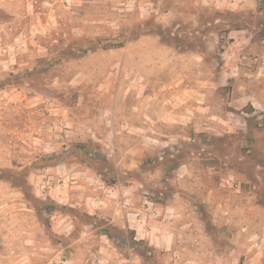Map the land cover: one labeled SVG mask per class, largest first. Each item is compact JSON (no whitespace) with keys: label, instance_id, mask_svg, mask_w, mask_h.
<instances>
[{"label":"rangeland","instance_id":"obj_1","mask_svg":"<svg viewBox=\"0 0 264 264\" xmlns=\"http://www.w3.org/2000/svg\"><path fill=\"white\" fill-rule=\"evenodd\" d=\"M263 1L0 0V264H264Z\"/></svg>","mask_w":264,"mask_h":264},{"label":"trees","instance_id":"obj_2","mask_svg":"<svg viewBox=\"0 0 264 264\" xmlns=\"http://www.w3.org/2000/svg\"><path fill=\"white\" fill-rule=\"evenodd\" d=\"M263 7H264V1H263ZM102 40V42H103V46L104 47H115V46H117V43H113V42H111V41H108V40H106V39H101Z\"/></svg>","mask_w":264,"mask_h":264},{"label":"crops","instance_id":"obj_3","mask_svg":"<svg viewBox=\"0 0 264 264\" xmlns=\"http://www.w3.org/2000/svg\"><path fill=\"white\" fill-rule=\"evenodd\" d=\"M221 206H222V205L219 203V207H221ZM263 251H264V250H262L260 253L263 254ZM256 257H257V254H256L255 256H254V255L251 256L250 259H251V260H254Z\"/></svg>","mask_w":264,"mask_h":264}]
</instances>
